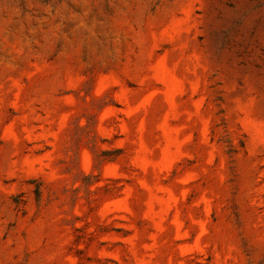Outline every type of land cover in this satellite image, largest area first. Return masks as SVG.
<instances>
[{"label": "rangeland", "instance_id": "1", "mask_svg": "<svg viewBox=\"0 0 264 264\" xmlns=\"http://www.w3.org/2000/svg\"><path fill=\"white\" fill-rule=\"evenodd\" d=\"M0 264H264V0H0Z\"/></svg>", "mask_w": 264, "mask_h": 264}]
</instances>
